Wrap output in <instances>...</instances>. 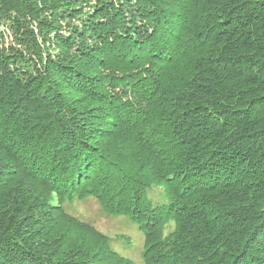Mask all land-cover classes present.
Returning <instances> with one entry per match:
<instances>
[{
	"label": "trees",
	"instance_id": "obj_1",
	"mask_svg": "<svg viewBox=\"0 0 264 264\" xmlns=\"http://www.w3.org/2000/svg\"><path fill=\"white\" fill-rule=\"evenodd\" d=\"M264 264V0H0V264Z\"/></svg>",
	"mask_w": 264,
	"mask_h": 264
},
{
	"label": "rangeland",
	"instance_id": "obj_2",
	"mask_svg": "<svg viewBox=\"0 0 264 264\" xmlns=\"http://www.w3.org/2000/svg\"><path fill=\"white\" fill-rule=\"evenodd\" d=\"M66 209L72 215L93 223L106 236L119 237L121 242L114 241V246L117 247L116 251L136 264L142 263L145 236L137 223L124 216L105 215L94 198L83 201L74 200L67 203Z\"/></svg>",
	"mask_w": 264,
	"mask_h": 264
}]
</instances>
